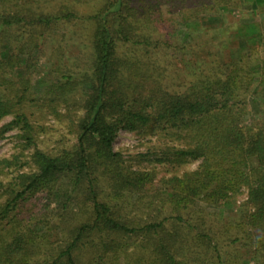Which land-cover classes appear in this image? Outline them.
Here are the masks:
<instances>
[{
	"label": "trees",
	"instance_id": "16d2710c",
	"mask_svg": "<svg viewBox=\"0 0 264 264\" xmlns=\"http://www.w3.org/2000/svg\"><path fill=\"white\" fill-rule=\"evenodd\" d=\"M254 1L0 0V121L12 116L0 137L17 129L37 145L48 115L76 136L57 152L35 147L31 170L0 181V264H264V20L214 50L163 31ZM189 49L205 55L173 77L172 57ZM120 130L155 139L137 156L152 168L115 150ZM19 163L1 158L0 174ZM41 193L56 203L44 217Z\"/></svg>",
	"mask_w": 264,
	"mask_h": 264
},
{
	"label": "rangeland",
	"instance_id": "374dc122",
	"mask_svg": "<svg viewBox=\"0 0 264 264\" xmlns=\"http://www.w3.org/2000/svg\"><path fill=\"white\" fill-rule=\"evenodd\" d=\"M258 2L260 0H255L254 3H243L241 8H232L230 14L225 13L224 15H206L201 19H189L185 22H178L174 19L172 27H163V31L166 36L170 37V40L173 44L177 42H189L191 44H201L202 47L205 46L203 44L207 40H209V48L214 50L215 46L218 45L220 48L221 45L224 43L231 46H236L237 44L240 46L241 44L245 43L244 38H239L238 43L234 42V38L232 36L233 32L244 22H252V21H262L264 20V12L258 9ZM197 24H201V28H192V26H196ZM210 27V28H209ZM63 32V31H60ZM73 43L69 42V45H65V53L67 55L70 54V50L77 51V47L72 45ZM237 45V46H238ZM56 46V44H55ZM52 49H55L52 45V40H47V47H46V55L41 58L40 70L34 74V83L38 90L40 86L39 83L41 78L45 75L50 65V61L48 57H50ZM171 53H174L173 50H170ZM225 55L229 54V48L226 47L224 50ZM205 53H196L192 50H187L184 54L182 51L175 52L174 62H176L175 66L171 68L170 74L177 78L183 77L182 72H180L177 68L185 67L187 62L196 63L199 61L200 56H204ZM264 56V52H263ZM62 112L65 111V108H60ZM12 116H7L3 120L0 121V128L3 126L4 123L10 121ZM41 124L47 127L46 132L41 133L39 139L37 141V145H31L29 147H24V140L18 137L19 131L17 129L10 130L2 137H0V159L1 158H11L15 156H20V163L19 165H15L11 169H5V174H0V181L3 180L4 182H8L12 177H16L19 173L28 172L33 168V164L31 162V154L33 153L35 147L40 149L57 152L59 149L63 147L70 146L76 141V136L69 132V129L58 122L54 115H48L44 120L40 121ZM155 139L148 137H144L136 132H130L128 130H120L116 141L114 143L115 150L121 151L124 157L129 160V163L133 165L134 168L144 167V168H152V165L147 163L146 161L138 163V155L140 153H145L148 150V146H150ZM137 157V158H136ZM199 161L191 162L187 165L182 166L181 168H173L168 165H156L155 169L158 172L159 176H171L174 173L181 174L184 171L193 170L197 168ZM36 197L38 210L41 216L50 215L51 209L56 205L53 202L49 205L48 209V199L45 194H38ZM247 199V191L244 190L242 194L239 195L237 202L241 203ZM199 205L201 207H206L207 205L204 202H200ZM208 209L217 211V208H210L207 206ZM36 209V210H37ZM236 208H226L223 210L224 215H233L236 212ZM42 229L45 231L50 224H42ZM50 232V231H48ZM54 232H57L56 230ZM56 235L54 239H56Z\"/></svg>",
	"mask_w": 264,
	"mask_h": 264
}]
</instances>
